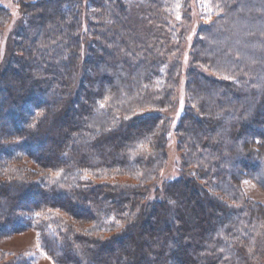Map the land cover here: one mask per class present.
Wrapping results in <instances>:
<instances>
[{
  "label": "trees",
  "instance_id": "1",
  "mask_svg": "<svg viewBox=\"0 0 264 264\" xmlns=\"http://www.w3.org/2000/svg\"><path fill=\"white\" fill-rule=\"evenodd\" d=\"M16 1L0 240L33 229L56 264H264V203L242 187L264 191V38L236 30L264 24L246 12L264 0H203L205 21L193 0ZM10 21L0 5V36ZM170 139L180 170L162 178Z\"/></svg>",
  "mask_w": 264,
  "mask_h": 264
},
{
  "label": "rangeland",
  "instance_id": "2",
  "mask_svg": "<svg viewBox=\"0 0 264 264\" xmlns=\"http://www.w3.org/2000/svg\"><path fill=\"white\" fill-rule=\"evenodd\" d=\"M0 5L6 7L11 14V21L3 29L2 36H0V71H1L8 57L6 51L7 41L8 38L10 37V33L12 29H14V27L17 26L18 24L20 12L16 0H0ZM204 5L205 3L203 2V0L192 1L191 7L193 9V14L201 21L206 20ZM198 8L200 10H198ZM263 8H264V4H262L261 7L259 8H254L250 6V9L248 11L246 10V12L255 10L264 13ZM261 27L264 28V24L261 23L249 24L248 22H243L240 27L239 26L237 27L236 30L238 31V35L240 36V39L244 40L248 36V34H255V36L253 37H258L263 39L264 37L262 34L261 36H259L260 34L259 35L257 34V33H261ZM224 43L225 44L228 43L229 45H231L232 48L242 46L243 48L246 47L247 50H254V51H257L261 47V45H259L257 41L253 42L250 45H248V42L246 45L245 43H242V41L240 40L232 41L231 44L230 41H225ZM224 43L223 40L222 42H217L218 44L217 47L221 48L219 47V45ZM241 55L246 56V54H244L243 52ZM243 62H248V60L243 59ZM181 102L182 101L180 99L179 102L177 103L176 112L174 111V114L172 115V123L177 119L180 113ZM167 130L168 133L171 132L170 128H168ZM180 164L181 163H180L179 152L176 150L174 146V140L170 139L167 162L161 173L162 178L176 177L178 175L177 170H180ZM155 187L156 185L154 184L151 187V191H150L151 198L155 197L156 195ZM242 187L247 196L251 197L256 201L264 203V191L261 190L259 187H257L255 183L252 182L250 179L248 178L244 179L242 183ZM0 248L12 250L17 253L22 252L24 253V255H27L31 259L32 264H56L54 260L50 256H48L41 248L37 237V232L33 229H29L22 232H16V233L14 232L9 236L4 237L3 239L0 240Z\"/></svg>",
  "mask_w": 264,
  "mask_h": 264
},
{
  "label": "snow or ice",
  "instance_id": "3",
  "mask_svg": "<svg viewBox=\"0 0 264 264\" xmlns=\"http://www.w3.org/2000/svg\"><path fill=\"white\" fill-rule=\"evenodd\" d=\"M178 19H179V17H178Z\"/></svg>",
  "mask_w": 264,
  "mask_h": 264
}]
</instances>
